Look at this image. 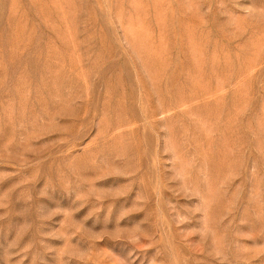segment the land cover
<instances>
[{
    "label": "rangeland",
    "instance_id": "obj_1",
    "mask_svg": "<svg viewBox=\"0 0 264 264\" xmlns=\"http://www.w3.org/2000/svg\"><path fill=\"white\" fill-rule=\"evenodd\" d=\"M0 264H264V0H0Z\"/></svg>",
    "mask_w": 264,
    "mask_h": 264
}]
</instances>
